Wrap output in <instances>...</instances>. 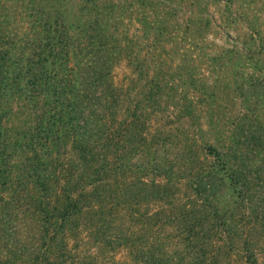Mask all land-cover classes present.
<instances>
[{"label": "trees", "instance_id": "16d2710c", "mask_svg": "<svg viewBox=\"0 0 264 264\" xmlns=\"http://www.w3.org/2000/svg\"><path fill=\"white\" fill-rule=\"evenodd\" d=\"M263 180L264 0H0V264H264Z\"/></svg>", "mask_w": 264, "mask_h": 264}, {"label": "rangeland", "instance_id": "374dc122", "mask_svg": "<svg viewBox=\"0 0 264 264\" xmlns=\"http://www.w3.org/2000/svg\"><path fill=\"white\" fill-rule=\"evenodd\" d=\"M114 72H115V75L120 78L123 75H127L129 73V69L126 68L125 64L122 62L121 64H119L115 68ZM255 199L254 200L257 201V205L259 206V209H262V211H263V213H262L263 214V218L260 221V222H263V220H264V180L259 185V192H258L257 197H255ZM253 204H255V203H253ZM260 222L258 224H256V225H260L261 224ZM262 226L264 227V223H263ZM259 236H260L259 237L260 240H264V228H262V231L260 232ZM261 247H262V249H260V251L258 253L259 255L257 257L258 260H263L264 259V242L261 244ZM235 258H237V256L233 257L234 261H232L231 264H242V262H239V259L235 260Z\"/></svg>", "mask_w": 264, "mask_h": 264}]
</instances>
